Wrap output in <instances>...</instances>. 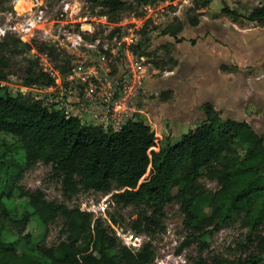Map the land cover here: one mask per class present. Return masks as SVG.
<instances>
[{"label": "trees", "instance_id": "trees-1", "mask_svg": "<svg viewBox=\"0 0 264 264\" xmlns=\"http://www.w3.org/2000/svg\"><path fill=\"white\" fill-rule=\"evenodd\" d=\"M85 1L112 14L134 0ZM136 1L146 4L162 0ZM210 1L193 0V15L187 16L190 25L198 24L199 12ZM221 13L235 22L240 17L227 7ZM244 18L263 24L264 6L253 8ZM182 28L181 21L172 18L160 34L179 42L177 36ZM148 43L142 32L140 41L133 46L134 52L153 58V53L147 51ZM33 49L59 61L56 51L60 48L44 43L32 45L10 34L0 39V137L12 139L7 144L0 138V264H153L156 252L152 241L164 232L165 206L170 203L177 205L188 231L180 249L191 238L206 248L203 239L208 228L235 224L246 229L240 247L244 241L257 244V252L244 258L232 260L211 254L192 259L193 264H264L262 135L245 121L222 119L208 102L203 104L204 120L175 143L166 139L163 144H156L153 128L143 120L129 121L114 132L66 117L52 104L22 91L10 95L1 85L9 81L8 58L16 56L26 62L22 87L56 84L42 70L38 59L30 55ZM64 62L69 65V60ZM151 62L164 70L163 61ZM67 70L60 69L62 73ZM159 96L166 99L164 92ZM38 163L51 168L63 202L48 200L41 189L26 190L19 185L23 172ZM206 179L216 182L214 191L205 188ZM98 193L106 195L109 205L114 204L117 209L109 218L83 211L79 205H67L80 195ZM13 194L25 198L29 207L18 218L11 215L6 203ZM126 208L130 212L125 218L119 210ZM30 217L43 225L59 223L58 235L35 254H18L14 244L30 242V236L24 233ZM116 221L148 240L137 251H130L115 236ZM11 230L15 231L16 240L7 239Z\"/></svg>", "mask_w": 264, "mask_h": 264}, {"label": "rangeland", "instance_id": "rangeland-1", "mask_svg": "<svg viewBox=\"0 0 264 264\" xmlns=\"http://www.w3.org/2000/svg\"><path fill=\"white\" fill-rule=\"evenodd\" d=\"M168 1H171V5L167 6L161 14L158 13L156 23L146 21L138 31V37L136 36L139 42L141 33L145 32L149 39L147 51L153 53V58L143 56L145 64H150L152 67L137 97V107L140 112L136 119L143 120L150 127H154L157 143L163 144L166 139L170 143H175L189 129H193L204 120L203 104L208 102L214 106L222 119L245 121L264 138V29H261L264 23L257 25L244 18L253 8L264 6V0H211L210 5L199 12V23L195 27L190 26L187 20V16L193 15L189 11L190 4H185L181 0ZM129 3L123 10L111 14L100 6L89 5L85 0H0V28L5 30V35L17 36L16 31L9 26L22 25L28 19L34 20L41 14L43 30L53 34L60 31L61 35L64 32L89 28L88 25H82L81 28L78 18L82 21L84 17L89 19L92 16L106 15L105 23L89 21L93 32L90 36H85V41L91 43L96 39L97 45H108L109 48L113 46L114 37L129 35L128 28L121 29L117 27V24L125 19L142 16L144 6L148 4L137 3L136 0ZM66 4H69L71 9L70 16L67 18L61 17L62 9ZM223 6L240 15L237 17L239 25L237 30L234 27L230 28V19L221 13ZM173 17H178L183 24V30L177 36L181 39L179 42L160 34L163 26ZM66 19L69 24H62L61 27V23H64ZM255 27H258L255 32L246 30ZM129 28L133 31L135 29L134 25ZM1 37L0 34V39ZM23 38L32 45L45 44L43 37L36 30L30 33V36ZM256 41L260 43L257 48ZM65 46L68 47V45ZM63 50L65 52V49ZM97 50L100 55L93 51L88 52V55L92 59H98L93 63L98 72L101 75L108 73L114 77L121 76L124 66L123 57L117 53H108L102 47L97 46ZM56 52L60 54L57 58L59 61L48 57L49 62H42L43 65L51 72L66 69V67L68 69L70 56L66 52L65 55L61 54L60 49ZM30 55L32 58H37L39 64L40 59L45 56L35 49ZM152 59L158 62L163 61L164 70L155 68L151 62ZM64 60H69L68 66L65 65ZM25 67L26 62L22 56L9 57L6 68L10 72L9 81L1 85L8 89L10 95L22 91L23 94L39 98L46 104H53L51 101L53 93L47 87L27 89L21 86ZM67 76V71L61 75L60 86L67 88ZM162 92L166 93L164 100L159 96ZM0 138L7 144L12 143V139L8 136L2 135ZM51 174V168L48 165L38 163L23 172L19 185L26 190L41 189L48 200L63 202L59 193V184ZM204 186L214 191L216 182L206 179ZM106 198V195L100 193L83 194L74 198L73 201H68L67 205L81 207L90 201L107 204ZM6 203L14 218L24 214L25 208L29 210L27 200L19 198L17 194H13ZM96 207H98L97 204ZM116 211L114 204H107L104 215L101 217L109 218V215ZM129 212L130 208L119 210V214L125 218ZM163 226L164 232L156 235L152 241L156 252L153 264H193L192 259L199 256L208 257L211 254L234 260L257 252L256 242L250 245L244 241V246H239L246 234V229L239 224L219 229L208 228L207 235L204 239L202 238L205 240L206 248H202L197 240L191 238L189 244L180 249L186 241L188 231L184 229L183 215L173 203L165 206ZM115 230L121 232L126 230V227L120 221H116ZM58 231L59 223L43 225L36 218L30 217L24 232L30 236V242L25 244L23 240L17 241L14 244L15 250L18 254H35L39 247L53 243ZM140 237V245L148 240L144 236ZM7 239H17L14 230L9 232Z\"/></svg>", "mask_w": 264, "mask_h": 264}, {"label": "built area", "instance_id": "built-area-1", "mask_svg": "<svg viewBox=\"0 0 264 264\" xmlns=\"http://www.w3.org/2000/svg\"><path fill=\"white\" fill-rule=\"evenodd\" d=\"M181 1L192 6L193 0ZM170 2L168 0H162L146 3L147 5L144 6L142 16L132 17L129 20L125 19L118 23L117 27L121 29L123 27L128 28L129 35H121L119 38L114 37L113 46L109 48L107 47L108 45H97L98 40L96 39L91 43L85 41V36H90L93 32L89 21L93 20L95 23H105L107 21L106 15H101L100 17L92 16L89 19L84 17L82 21L78 18V23L81 24V28L82 25H88L89 28L81 29L80 31H68L61 33V35L60 31L53 34L43 30L44 23L41 14L34 20L28 19L22 25H12L9 27L13 31H16L17 37L24 42L26 40L23 37L30 36V33L32 34L35 30L39 31L46 45H53L61 50L65 49V52L70 56V66L67 70L68 76L66 77L67 88L60 86L61 75L63 73L60 70L51 72L46 69L42 62H49L47 56L40 59V67L42 70L56 80L55 85L47 87L53 93L51 99L53 107L55 105L56 109L62 111L66 117L77 118L82 123H86L87 121V124L117 132L127 122L138 120L136 117L140 111L137 107V97L143 88L144 79L152 67L150 64L146 65L144 57L137 55L133 50V46L137 44V33L146 21H151L155 24L158 13L161 14L167 6L171 5ZM172 4L175 3L172 2ZM17 6L16 9L18 10ZM28 10L31 12V8ZM70 10L69 4H66L62 9L61 17L67 18L70 16ZM62 24L67 25L69 22L66 19L64 23H61V27L63 26ZM131 25H134V31L129 28ZM0 34L3 37L5 30L0 28ZM65 45H68V47ZM97 46L99 48L102 47L108 53H117L123 57L124 66L121 76L114 77V75L108 73L101 75L98 72L95 68L96 66L93 64L98 59H92L88 55L90 51L100 55ZM155 143L157 144L156 139ZM96 204L98 207H96ZM107 204L109 205V201ZM107 204L90 201L87 205H82L83 207L81 206L80 209L91 212L97 217H101L104 215V209L107 208ZM117 230H115V236L123 245L132 252L139 249L141 246L140 236H137L129 229L122 230L121 232Z\"/></svg>", "mask_w": 264, "mask_h": 264}, {"label": "crops", "instance_id": "crops-1", "mask_svg": "<svg viewBox=\"0 0 264 264\" xmlns=\"http://www.w3.org/2000/svg\"><path fill=\"white\" fill-rule=\"evenodd\" d=\"M210 3H211V1H210ZM210 5V4H209ZM193 7V1H192V6L190 7V9ZM224 7V6H223ZM222 7V8H223ZM222 8H221V10H222ZM190 9H189V11H190ZM204 10V9H203ZM202 11V10H201ZM223 16H225V17H228L229 19H230V28H232V27H234L236 30H237V27L239 26L238 24H237V21L235 22V21H233L229 16H226V15H224L223 14ZM173 18H177L178 20H180L178 17H173ZM171 21V20H170ZM170 21L168 22V23H170ZM168 23H166V24H168ZM198 23H199V21H198ZM255 23V22H254ZM165 24V25H166ZM257 24V23H256ZM164 25V26H165ZM183 25V24H182ZM198 25V24H197ZM196 25V26H197ZM257 25H263V24H257ZM163 26V27H164ZM190 26H192V25H190ZM192 27H195V26H192ZM258 27H255V28H252V29H246V30H249V31H253V32H255V30L257 29ZM261 29H264V27H262ZM182 30H183V28H182ZM231 30V29H230ZM239 31V30H238ZM243 31H245V30H243ZM240 35H241V33H239ZM250 34H252V33H250ZM245 35V34H244ZM256 35V34H255ZM180 39V38H179ZM176 42V41H175ZM138 43V42H137ZM260 43L259 42H257L256 41V48H257V46L259 45ZM135 46V45H134ZM145 57V56H144ZM222 68V67H221ZM214 107V106H213ZM216 110V109H215ZM217 111V110H216ZM152 128H154V127H152ZM154 130V129H153Z\"/></svg>", "mask_w": 264, "mask_h": 264}]
</instances>
